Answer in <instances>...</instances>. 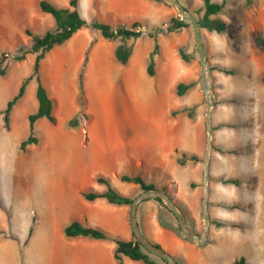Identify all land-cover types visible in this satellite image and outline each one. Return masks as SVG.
Wrapping results in <instances>:
<instances>
[{
  "label": "rangeland",
  "instance_id": "374dc122",
  "mask_svg": "<svg viewBox=\"0 0 264 264\" xmlns=\"http://www.w3.org/2000/svg\"><path fill=\"white\" fill-rule=\"evenodd\" d=\"M88 1L89 8L85 7L83 1L80 6L86 26L95 20L113 26L141 20L145 25L150 24V31L145 27L141 28L144 32H154L155 28L163 27L167 22L162 13L155 10L156 4L150 0H147L151 4L148 8L137 2L138 7L132 10L125 9V5L119 4L117 0ZM241 2L228 6L226 15L223 16L229 23L228 33L235 38L230 43H236L235 47L229 48L234 51L228 67L232 73L221 70L222 64L217 61L228 57L224 50V37L219 39L215 33L204 36L215 98L210 111V157L213 158L215 154L220 157L219 170H215L217 165L214 163L211 167V172H218V175L211 174L209 168L207 212L211 216V212L216 210L215 214L221 220L213 219L217 227L215 230L211 229L210 235L213 238L201 253L191 255L190 259L194 263L228 264L235 258L244 256L246 264H264V81L261 79L259 83L252 82L249 60L251 56L261 54L254 47L251 36L260 30L264 34V0ZM9 5L18 7V11L12 17L13 22H0V67L4 69V74H0V110L31 72L35 54L27 53L31 40L24 28L31 29L35 34H42L54 23L50 14L40 12L38 0H11ZM241 7H245V11H241ZM172 14L176 15L173 8ZM146 18L152 22L148 24ZM188 30L189 34L183 36L186 43L184 41L181 45L190 58L188 65L177 55L181 64L188 68L186 76L180 80H196V84L182 96L175 93L172 84L174 77L179 74L180 63L172 59V54L167 55L163 51L164 48L168 50L171 38L166 35L158 36V33L165 32L161 31L156 32L158 37L141 35L124 41L134 59L147 62L157 39L163 46L157 54V63L166 61L169 64V70L160 72L157 78L144 71L143 76L137 77L131 88L126 86L122 78L125 66L115 60L113 45L100 44L93 51L88 47L82 85L84 96L89 98L92 114L88 113L90 120L80 121L83 125L82 132L79 128L68 127L66 120L61 118L60 123L56 124L43 118L36 124L37 142L26 145L25 150L20 149V141L28 135L27 114L33 112L37 105L34 80L27 84L25 94L14 105L8 128L0 113V264H43L54 259L50 255L47 237L52 234L50 225L53 223V215L65 208L62 201L47 200L45 194H53L54 187L67 192V174L70 170L81 168L104 174L120 168L129 174L137 172L135 159H129L121 165L119 163L122 152L132 149L130 144L125 143L123 150L120 144L133 138L142 141V152L148 157L141 175L144 176L146 171L149 176L155 177V168L150 167V163L156 159L150 156L153 145L151 139L147 141L151 135L148 125L138 124L132 128L124 126L123 122L136 124L143 115L148 114L170 127L171 120L177 119L178 124L173 130L180 127L183 131L186 129L189 140L194 142L196 140L193 138L200 131L207 142V98L200 88V66L190 26ZM99 38L108 42L101 35ZM25 52L24 59H15V56ZM76 56L78 54L74 57ZM258 60L260 63L264 62V58ZM67 68L68 63L62 69V89L78 90L76 75L83 70L78 68L76 74H72ZM46 75L47 72L42 71L41 77L45 78ZM85 110L87 112L86 108ZM171 110L176 112L173 114ZM71 131L77 133L68 134ZM199 160L203 163L204 158ZM177 168L176 165L172 167V174L177 177L184 175L179 183L184 190L189 191L191 179L194 178L192 171ZM212 176L218 181L216 186L210 183ZM225 178H235L236 183L225 182ZM150 182L155 186L157 180L151 178ZM215 198L220 202L215 201ZM32 218L35 220V231L33 230L29 244L22 245ZM64 220L68 221L70 217ZM222 220L235 221V225L227 226ZM208 247H213V250H207ZM55 257L58 258L57 255Z\"/></svg>",
  "mask_w": 264,
  "mask_h": 264
},
{
  "label": "crops",
  "instance_id": "0c3cea01",
  "mask_svg": "<svg viewBox=\"0 0 264 264\" xmlns=\"http://www.w3.org/2000/svg\"><path fill=\"white\" fill-rule=\"evenodd\" d=\"M49 1H51L53 4L57 6H65L68 5L69 3V0H49ZM81 1L84 2L85 7L88 6L89 8V4H90L88 0H77L78 10L80 14H81L80 12ZM117 1L119 2V4L121 3L125 5L124 6L125 9H131V10L138 7L137 2H140V4L143 6L146 5L145 7L147 8L148 6L151 5L150 2H148L147 0H117ZM150 1L156 4V6H154L155 10L159 13H162V17L164 19H167V21L170 19L171 16H173L171 5L170 6L167 5L163 1L161 2H157L154 0H150ZM179 1L191 14H193L196 17V19L202 16L204 12L203 0H179ZM211 1L224 2V10L219 15V17L224 21H226L228 26L227 29L222 33H218L216 31H210L207 30L206 28H199L202 34V43L205 51V56H206L205 41H204L205 34L215 33L219 37V39H221V37L223 36L226 42L224 50L225 52H227L228 57H223L217 61L218 63L222 64L221 67L228 68L230 67L229 64H231V59L233 58L231 54H233L234 52L231 50L232 49L231 46L235 47L236 43L234 42L230 43V41H232V39L234 40L235 38L228 33L229 23L227 20H225L223 16L226 15L225 11L226 9H228V6L233 5L234 3L237 2H241L243 0H211ZM10 2L11 0H0L1 23L5 24L8 22H13L14 19L12 17L16 16L17 14L18 7L15 6L13 7L9 5ZM241 8H240L241 11H245V7H241ZM146 19L148 24L152 22L150 21L149 18ZM133 21H140L143 24L142 27H145L147 28L148 31H150L151 29L150 24L145 25L141 20H132L131 22ZM131 22L127 24H130ZM125 24L123 23V25ZM54 26L55 23H53V26H51L50 29L54 28ZM188 28L183 27L177 31L157 34L158 36L166 35L171 38V39L169 38L170 40L168 41V50H166L165 48L163 49V46L159 43L157 39H155V41L159 43V50L158 53L154 55L155 72L154 75H152L151 77L157 78L159 77L160 72L164 73L169 70L168 62L163 61L157 63V56H158L157 54H159L160 50L163 49V51L166 52L167 55L169 53L172 54L173 56L172 59L174 58L173 60H176L180 63L179 64L177 62L179 64L178 65L179 74L176 75V77H174L172 81V84H174V88L178 81H182L180 80V78L186 76V71L188 70L186 65L181 64L182 62H180L177 56V55L180 56L179 49L183 50V48L181 47V45L185 41L183 36L189 34ZM25 29H29V28L25 27L24 30ZM258 32H261V30ZM226 34L228 35L227 37L225 36ZM99 35L100 33L96 30H93L90 26H83L77 31H75L72 34V36L62 45L54 46L50 51L46 53V55L40 61V74L42 73V71L47 72L46 77L45 78L41 77V78L49 95L54 100L53 113L57 117V123L58 122L60 123V118L62 120H66L67 122L71 117H73L77 113L79 109V105L77 103L78 90L77 89L72 90L70 88L69 90L62 89V85L64 84V81L62 79V69L64 68L65 64L68 63L67 69L71 70L72 74H76L77 69L81 68L84 59V52L88 49V47H91L90 49L91 51H93L94 48L96 46H99L100 44H105L107 46L113 45V53H114V48L118 44H122L126 39H129V38H125V39L121 38L119 40L118 37L116 39H108V42H105L101 38H99ZM141 35L149 36L147 32H144V30ZM254 37H255V32L252 33L251 41H253L254 47L261 53L260 54L261 56L253 55L249 59L252 66L251 79L252 82L259 83V81L262 79V76L264 75V62L260 63L258 59L264 58V55L262 54L264 52L260 51L256 47L254 43ZM93 39H95L94 40L95 42H93L91 45V41ZM152 50L150 51V53L152 52ZM177 50H178V54H177ZM77 54L78 56L74 57ZM238 57H241V55ZM180 59L184 61L181 58V56ZM148 61L144 62L143 59H140L138 61L136 58L134 59V55L132 53L130 54L126 64L123 65L117 61L120 65L125 66L122 78L128 88L133 87L134 81L137 79V77L140 76L142 77L144 71H146L147 73ZM184 62L188 65V62L186 61ZM77 76L78 74L76 75V79ZM158 86H160L161 88V85ZM86 97H87L86 98L87 112L92 114L91 109L89 107V103H90L89 98L88 96ZM140 115L141 112L139 113V116ZM43 118L44 117L40 119ZM176 120L177 119L171 120L172 125H170V127H167L163 121L160 120L159 123V121L155 120L153 115L148 116V114H146L141 117L139 123L138 121L136 124H132L133 122H128V121L123 122L124 126H129L132 128L137 127L138 124L148 125L149 132L151 133V135H149L150 137L147 138V141L151 139L153 145V149L150 150V156L156 159L153 163H150V167L155 168L153 172L155 177L149 176L146 173V171L144 176L141 175L142 174L141 172H144V162L148 160L147 159L148 157L147 155L144 154V151L142 152V150H144V146L143 144H141L142 141L138 139L134 140L132 138L133 140L131 139V141L128 140L129 142L125 141L124 143L120 144L122 149L124 146L123 144L125 143L130 144L132 149L127 151L126 153L124 151L122 152L119 163L121 165L122 163L129 161V159H135V166L137 172L129 174L125 171H122L119 168L118 170H112L107 173L101 174L95 171H87V170H82L81 168H75L70 170L67 174L69 176L68 184L66 185L68 187L67 192H64L61 189L58 190L57 187H54L52 191L53 194H45L47 200L52 199L53 201L55 200L62 201L65 210L63 209L59 214L55 213L52 217L53 223L50 225L51 228L50 233L52 234L49 235L47 238L49 241L50 255L52 258L54 257V259H50L45 263L43 262V264H115L116 260L114 257V252H115L116 243L114 241V238H121L125 240H129L132 238V231L128 218L129 205L111 203L105 197H96L92 200H88L83 196V192H89V191L103 192L106 190L107 188L106 184L97 181V177L99 175L105 176L109 180L111 186L115 188L119 193L131 198H133L135 195L140 193L142 190L140 189L137 183L121 180L120 178L121 174L124 173L129 175L138 174L144 179L146 183H151L150 182L151 178H155V180H157V183L155 184L154 188H158L162 190L163 188H165V191L171 195L175 203L185 214L188 229L192 233L199 234L201 232L203 228V220H202L203 216L201 215L202 213L201 200H203V195H204V187H203L204 160L203 163L200 160L195 162L192 160H186V162L181 165L176 161V151L177 150L185 151L188 154H195L199 158L201 157L204 158L206 154L207 142H205L202 133L200 131L198 132V135L195 138H193V140L194 139L196 140L194 142L189 140L190 136L186 131V129H184L183 131L182 128L180 127L178 130H173L175 126L178 124ZM37 121L35 123V128ZM76 128H79V130L82 132L83 130L82 123L79 125V127ZM74 133L77 132L71 131L68 134L71 135ZM210 159H211L209 162L210 173L213 175H218V172H213V173L211 172V167L212 164L214 163L215 165H217L215 167V170L217 171L219 170L218 166L220 165V157L218 156V154L217 155L215 154V156L213 158L210 157ZM175 165L176 168L179 167L180 169H183V171H185L187 168L192 171L194 178L191 179V182L194 183V186H191L190 183L189 191L184 190L179 183L180 178H184V175L177 177L176 175L172 174L171 169ZM212 177L213 179L212 178L210 179L211 180L210 183H212V186L214 185L216 186L218 184V181L214 180V176ZM46 192L49 191L46 190ZM214 200L219 201L216 198ZM211 213L213 214H211L210 216V222L207 228V241L205 244H196L180 236L176 232V230H174V227L177 226V222L174 215L155 198H147L139 203L136 211V219L141 233L149 241L158 244L161 248H163L165 251H167L172 256H174L178 264H204L203 262L194 263L191 261L190 258L191 255L193 254L201 253V251L208 244L210 239L213 238L210 235L211 229L215 230L217 228L213 219L215 218L221 220V218L218 217V214H215L216 210L215 211L213 210ZM66 217H70V220L68 221L64 220ZM72 220H78L86 225L100 228L104 230L110 236V238L95 239L84 235L66 236L63 230L64 226L70 223ZM222 221L227 223L235 222L229 220H222ZM227 226L233 227L232 225L229 224H227ZM32 236L30 237V239L32 238ZM29 241L26 245L29 244ZM207 250L212 251L213 247H208ZM56 255L58 256V258L55 257ZM123 264H148V263L139 260H133L125 256L123 257Z\"/></svg>",
  "mask_w": 264,
  "mask_h": 264
},
{
  "label": "trees",
  "instance_id": "16d2710c",
  "mask_svg": "<svg viewBox=\"0 0 264 264\" xmlns=\"http://www.w3.org/2000/svg\"><path fill=\"white\" fill-rule=\"evenodd\" d=\"M157 2H165L167 5L170 4L167 0H154ZM204 12L200 18H197L199 28H206L210 31H216L218 33H222L227 29V22L219 17V15L224 10V2H214L211 0H203ZM38 8L40 11L49 13L54 19L55 26L52 29L46 30L43 34L38 35L33 33L29 29H25V34L30 37L31 44L27 51V53L35 54L34 60L32 63L31 72L28 76H26L22 82L20 83L17 92L7 100L5 107L0 110V113L3 114V120L5 127L8 128V123L10 120V113L17 103V101L23 97L25 94L27 84L34 80L36 82L35 86V97L37 100V107L33 112L27 114L29 133L26 138L22 139L19 143V147L22 150H25L26 145L37 142V137L35 133V123L38 119L44 117L50 123L56 124L57 117L53 113V98L49 95L40 74V61L46 55L48 51H50L54 46L62 45L65 41H67L72 34L80 29L83 26L87 25L85 19L81 16L78 10V2L77 0H69L68 5L65 6H57L53 4L49 0H39ZM88 26H90L93 30H96L100 33V35L107 39H116L118 37L125 39L130 37H138L143 33L141 29L143 24L140 21H133L130 24L118 25L116 27L111 24L95 20L91 22ZM183 27L188 28L189 25L185 24L182 20H180L179 16L173 15L170 19L165 23L163 27H157L154 29V32H147L149 36H156V32H171L177 31ZM94 40L91 41V44ZM254 43L256 47L264 52V34L261 32H255ZM88 50V49H87ZM87 50L85 52V58L82 65V70L77 77L78 80V93H77V103L79 105V109L77 113L71 117L66 125L71 128H76L80 125V121L82 119H89V114L86 112V97L84 96L82 79L83 73L86 70L87 66ZM159 43L155 41L154 48L149 55V61L147 64V73L152 76L154 75V55L158 53ZM25 53L15 56L16 60H21L25 58ZM131 54L129 46L124 43L118 44L114 48V56L116 61L120 64H126L129 56ZM179 54L181 58L188 62L190 60L189 56L184 53L182 49H179ZM225 73H232V70L229 68L221 67ZM0 74H4V69L0 67ZM262 80L264 81V75L262 76ZM196 84V80L190 81H178L175 85V93L178 96H182L185 92L193 87ZM176 110H171V113H175ZM186 160L198 161L199 158L195 154H188L185 151H176V161L179 164H184ZM121 180L127 182L137 183L141 190L154 188V185L151 183H146L144 179L138 175H129V174H121ZM225 182L236 183L235 178H225L223 179ZM97 181L106 184L107 188L103 192L97 191H89L83 192V196L92 200L96 197H105L109 202L116 204H125L129 205L131 202V197L123 195L119 193L115 188H113L109 182V180L103 176L99 175L97 177ZM191 186H194V183L191 182ZM165 190V188H163ZM161 204L164 205L163 201L160 198H155ZM165 206V205H164ZM234 207V205H231ZM165 208L169 210L166 206ZM170 211V210H169ZM171 212V211H170ZM172 213V212H171ZM34 218H32L31 224L28 228L26 238L22 242V245L28 243L30 237L33 234L34 230ZM225 225H235L234 223L224 222ZM223 223V224H224ZM222 224V222L220 223ZM64 233L66 236H76V235H84L89 236L95 239H108L110 236L102 229L97 227H92L86 225L78 220H72L70 223L64 226ZM174 230L182 236L179 231L178 225L174 227ZM183 237V236H182ZM17 239L16 237H14ZM184 238V237H183ZM185 239V238H184ZM116 243L114 257L116 260L115 264H123V257L127 256L133 260L143 261L148 264H167V262L157 257L148 251H146L138 242L134 241V236L132 234V238L129 240L114 238ZM156 246L160 247L158 244L153 243ZM229 264H246V259L244 256H239L231 261Z\"/></svg>",
  "mask_w": 264,
  "mask_h": 264
},
{
  "label": "water",
  "instance_id": "95a60500",
  "mask_svg": "<svg viewBox=\"0 0 264 264\" xmlns=\"http://www.w3.org/2000/svg\"><path fill=\"white\" fill-rule=\"evenodd\" d=\"M169 4L174 9L177 16L185 24L191 27L193 40L195 44V49L197 52L198 63L200 66V88L202 93L207 98L206 105V131H207V148L204 157V169H203V187L204 195L202 200V216H203V228L199 234L192 233L186 223V216L179 206L175 203L170 194L165 190L158 188L144 189L137 195H135L129 204V224L131 227L132 234L134 236V241L138 242L146 251L149 253L164 259L167 264H178L177 260L163 248L156 246L151 241H149L139 230L136 211L139 203L147 198H160L164 205L172 212L174 215L179 231L182 236L193 243L205 244L207 241V228L210 222V216L207 212V186L209 177V162H210V148L212 140V128H211V108L215 102L214 94L212 91V82L210 77V64L205 56V51L202 43V34L198 26V21L196 17L191 14L179 0H168Z\"/></svg>",
  "mask_w": 264,
  "mask_h": 264
},
{
  "label": "bare ground",
  "instance_id": "6f19581e",
  "mask_svg": "<svg viewBox=\"0 0 264 264\" xmlns=\"http://www.w3.org/2000/svg\"><path fill=\"white\" fill-rule=\"evenodd\" d=\"M28 63V61H26Z\"/></svg>",
  "mask_w": 264,
  "mask_h": 264
}]
</instances>
